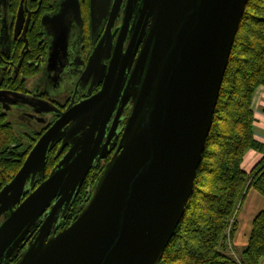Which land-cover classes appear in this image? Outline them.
Returning <instances> with one entry per match:
<instances>
[{
  "label": "water",
  "instance_id": "water-1",
  "mask_svg": "<svg viewBox=\"0 0 264 264\" xmlns=\"http://www.w3.org/2000/svg\"><path fill=\"white\" fill-rule=\"evenodd\" d=\"M247 1H141L134 48L127 52L129 66L135 61L132 110L91 198L67 227L45 241L93 162L108 151L101 139L112 113V105L104 109L110 81L100 94L63 113L0 191L1 209L10 205L11 210L25 182L43 178L47 152L63 137V126L79 117L81 136L71 137L70 150L48 178L0 225V263L9 240L31 237L44 215L34 242L14 264H159L192 192ZM62 5V14L70 8L81 21L78 0H63ZM138 42L142 47L134 60ZM118 59L116 55L114 67ZM9 99L0 92V102Z\"/></svg>",
  "mask_w": 264,
  "mask_h": 264
},
{
  "label": "flooded vegetation",
  "instance_id": "flooded-vegetation-1",
  "mask_svg": "<svg viewBox=\"0 0 264 264\" xmlns=\"http://www.w3.org/2000/svg\"><path fill=\"white\" fill-rule=\"evenodd\" d=\"M62 1L0 0V92L10 98L0 102V125L7 134V151L18 152L0 155V160H22L19 168L8 174L9 179L3 180L5 175H0V191L16 175L39 138L63 113L100 94L109 87V81L112 85L110 97L103 105L106 111L112 105L101 139L108 151L104 158L93 162L56 231L51 229L45 241L68 226L65 220L71 207L80 211L87 204L122 138L133 106L132 89L136 87L130 83L135 61L129 66L127 52L134 48L130 46L142 0H78L80 22L73 18L70 8L62 14ZM141 47L142 42H138L134 60ZM116 55L119 59L114 67ZM78 119L76 116L63 126V137L47 152L43 178L34 179L33 184L26 181L17 203H10L11 210L48 178L56 163L70 150L71 137L81 136ZM82 192L87 196L81 200ZM1 207L2 203L0 225L11 211L10 205L7 210ZM45 217L41 215L37 220L34 234ZM34 234L29 238H11L0 264L17 262L34 242Z\"/></svg>",
  "mask_w": 264,
  "mask_h": 264
},
{
  "label": "trees",
  "instance_id": "trees-1",
  "mask_svg": "<svg viewBox=\"0 0 264 264\" xmlns=\"http://www.w3.org/2000/svg\"><path fill=\"white\" fill-rule=\"evenodd\" d=\"M261 85L264 86V0H248L234 37L192 192L159 264H259L264 257V209L252 221L240 258L233 254L229 243L247 190L253 189L264 197V157L250 173L241 169L245 153L261 148L253 139L251 108L252 96ZM4 130L0 125V155H17V151H7ZM21 162L0 160L3 180L9 179L8 174L14 173ZM86 196L82 192L80 199ZM79 212L71 207L65 226Z\"/></svg>",
  "mask_w": 264,
  "mask_h": 264
},
{
  "label": "crops",
  "instance_id": "crops-1",
  "mask_svg": "<svg viewBox=\"0 0 264 264\" xmlns=\"http://www.w3.org/2000/svg\"><path fill=\"white\" fill-rule=\"evenodd\" d=\"M251 108L253 111V139L261 148L249 149L243 156L241 169L245 173H250L264 157V86L261 85L255 90L251 99ZM263 209L264 197L253 189L247 190L236 214V230L229 241L230 248L237 258L241 257L242 250L247 243L254 217ZM259 264H264V257Z\"/></svg>",
  "mask_w": 264,
  "mask_h": 264
}]
</instances>
